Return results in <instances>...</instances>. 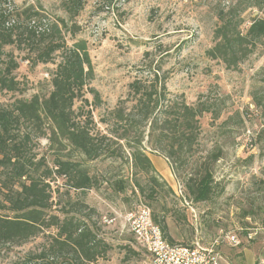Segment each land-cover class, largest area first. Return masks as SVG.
I'll return each mask as SVG.
<instances>
[{"label":"rangeland","instance_id":"obj_1","mask_svg":"<svg viewBox=\"0 0 264 264\" xmlns=\"http://www.w3.org/2000/svg\"><path fill=\"white\" fill-rule=\"evenodd\" d=\"M76 2L79 10L73 15L70 8ZM14 5L20 9L42 6V13L51 19L61 17L77 24L75 38L68 35L67 40L69 45L75 39L87 40L95 70L90 86L104 101L95 109L94 118L96 128L104 133L106 124L101 118L120 102L130 108V84L147 79L153 71L166 76L171 97L182 96L192 106L201 102L212 108L200 117L197 141L186 151L183 163L167 159L181 184L191 175L213 173V195L199 202L189 198L186 190L183 196L177 194L176 183L165 178L154 163L153 170L145 173L134 168L124 154L122 158L88 160L70 145L63 148L50 142L51 123L45 120L48 135L36 140L39 157L50 166L58 157L78 160L93 177L94 188L85 191L71 189L67 179L57 175L51 182V212L62 215L79 210L78 215L108 245L104 256L87 264L143 263L147 253L125 222L126 213L141 204L148 205L158 220L166 221L167 239L175 244L209 245L223 234L238 233L243 241L240 246H220V264H255L264 258V38L255 46L250 44L252 52L238 64L230 65L209 53L219 42L216 31L224 19L233 18L245 34L256 17H264V0H5L3 8ZM5 51L13 52L20 63L14 72L20 91L2 92L0 106L17 98L48 96L57 63L32 66L16 47L7 46ZM86 97L93 102L91 93ZM81 105L85 111L91 108L78 101L75 109ZM146 150L150 157L156 154L148 146ZM156 164L160 166L158 159ZM118 181H124L123 190L118 189ZM249 231L258 232L251 241L245 239ZM53 233L46 230L24 245L8 246L0 264L40 252Z\"/></svg>","mask_w":264,"mask_h":264},{"label":"trees","instance_id":"obj_2","mask_svg":"<svg viewBox=\"0 0 264 264\" xmlns=\"http://www.w3.org/2000/svg\"><path fill=\"white\" fill-rule=\"evenodd\" d=\"M4 2L0 0V94L20 91L14 73L20 63L13 52L5 51L7 46L23 52L22 59L32 66L57 63V67L48 96L17 98L0 106V193L4 196L0 210L9 212L0 213V261L8 246L24 245L46 230H53L49 244L40 252L18 257L12 264L95 262L104 256L108 245L89 221L78 215L79 210H67L62 215L51 212V182L57 180L54 175L66 178L70 188L77 191L94 188L93 177L78 160L58 157L50 166L44 157H39L36 140L48 135L45 120L51 123V135L47 137L50 142H58L63 148L70 145L88 160L122 158L124 154L134 168L148 173L154 165L147 146L156 154L183 163L186 151L197 141L200 117L212 108L201 102L192 106L182 96L171 97L166 76L153 71L147 79H136L130 84V108L124 107L126 102H120L101 118L106 124L104 133L96 128L94 118L95 109L102 107L104 101L100 92L90 86L95 70L87 40L75 39L72 45L67 40L68 35L75 38L77 24L61 17L51 19L42 13V6L20 9L14 5L6 9ZM75 4L70 8L73 15L80 3ZM216 34L219 42L209 53L230 65L238 64L240 58L252 52L250 44L255 46L256 41L264 38V17H256L245 34L233 18L224 19ZM87 92L93 95L92 103ZM78 101L91 108L85 111L81 105L77 111ZM124 148L129 150L127 154ZM152 181L159 184L156 177ZM118 183V189L123 190L124 181ZM215 185L209 170L191 175L183 184L184 192L196 202L209 200ZM154 220L167 238L166 221L156 217Z\"/></svg>","mask_w":264,"mask_h":264},{"label":"built area","instance_id":"obj_3","mask_svg":"<svg viewBox=\"0 0 264 264\" xmlns=\"http://www.w3.org/2000/svg\"><path fill=\"white\" fill-rule=\"evenodd\" d=\"M176 192L184 195V186L174 176ZM107 220V219H106ZM114 219H109L112 222ZM125 222L137 243L146 251L147 256L142 264H220V246L228 244L237 247L242 244L238 233H226L219 236L209 245L199 242L194 244L171 243L164 235L162 227L155 222L152 209L141 204L135 210L126 213ZM258 234L249 231L246 238L251 241ZM255 264H264V258H259Z\"/></svg>","mask_w":264,"mask_h":264},{"label":"crops","instance_id":"obj_4","mask_svg":"<svg viewBox=\"0 0 264 264\" xmlns=\"http://www.w3.org/2000/svg\"><path fill=\"white\" fill-rule=\"evenodd\" d=\"M150 158L152 159V161H153L154 165L156 166L157 170H159L160 173H161L165 178H169V179L172 178V180L174 181V183H176L175 178H174V173H173V171H172L171 166L168 164V162H167V158H166V157H164V156H162V155H160V154H155V155L151 156ZM156 159L159 160V164H160V166H158V165L156 164ZM167 180H168V179H167Z\"/></svg>","mask_w":264,"mask_h":264}]
</instances>
